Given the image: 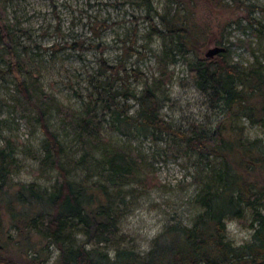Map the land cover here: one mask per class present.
Returning <instances> with one entry per match:
<instances>
[{"label":"trees","instance_id":"trees-1","mask_svg":"<svg viewBox=\"0 0 264 264\" xmlns=\"http://www.w3.org/2000/svg\"><path fill=\"white\" fill-rule=\"evenodd\" d=\"M171 1L175 5L161 13L152 0H138L148 8L149 33L163 40L158 52L148 48L158 73L145 77L140 87L133 82L143 71L138 65H127L133 55L137 60L145 56L134 47L135 35L116 63L99 57L97 72L89 80L92 87L85 95L74 91L82 99L80 108L54 102L39 85L32 88L26 80L17 82L13 106L34 113L32 117L22 113L21 118L29 124L36 121L42 134L34 157L39 163L36 172L46 182L12 179L19 164L16 146L0 123V264H264V65L242 67L225 50L211 58L204 56L209 44L226 49L224 31L241 19L264 44V5L245 0ZM200 5L220 16L197 18ZM152 10L162 28L154 22ZM14 31L0 0V49L4 45L6 49L0 52V79L22 68L21 60L7 57L17 56L5 44ZM177 61L186 65L191 85L205 96L210 109L221 114L213 126L192 121L186 130L162 116L166 85L173 78L170 66ZM29 76L36 77L30 71ZM37 88L40 98L34 94ZM49 103L79 142L73 153L50 127ZM4 106L0 97V122ZM243 119L258 124L262 135L250 139ZM109 131L171 141L194 155L200 186L191 201L200 209L190 224L167 225L148 255L116 246L110 256L98 247L124 238L117 237L123 212L117 205H126V185L135 181L143 189L157 185L155 172L143 166L146 156L129 142L112 141ZM92 173L98 177L90 178ZM242 218L248 220L251 235L236 243L228 237L226 223ZM54 248L57 253L52 255Z\"/></svg>","mask_w":264,"mask_h":264},{"label":"rangeland","instance_id":"rangeland-1","mask_svg":"<svg viewBox=\"0 0 264 264\" xmlns=\"http://www.w3.org/2000/svg\"><path fill=\"white\" fill-rule=\"evenodd\" d=\"M1 2L6 11L7 23L15 30L12 40H7L5 44L12 48L17 56L7 57H10L11 61L19 59L22 62V68L17 73L9 72L4 79H0V97L6 102L1 116L3 121L0 122L2 132L11 136L19 162L17 169L12 173V179L46 182L43 174L36 172L39 163L34 157L42 134L36 127V121L29 124L21 118L22 113L31 117L34 113L28 108L20 112L13 106L18 98L17 82L26 80L32 88L39 85L41 90L52 96L54 102L77 109L80 108L82 99L74 91L85 95L92 87L89 80L97 72L101 55L109 63H116L123 48L135 35L134 47L143 51L145 56L137 60L133 55L127 65H138L143 71L144 75L133 82L140 87L145 77L151 79L152 75L156 76L158 73L155 58L148 48L152 47L153 51L158 52L163 40L162 37L156 34L152 37L149 33L148 21L145 18L148 8L138 0ZM245 2L264 5V0ZM152 3L161 13H164L167 7L175 5L171 0H152ZM196 11L199 19H204L205 16L210 19L220 16L218 11H208L202 5L198 6ZM149 13L154 17V22L162 28L159 16L153 10ZM253 15L260 19L258 12ZM233 17L232 15L231 20ZM104 23L107 27H102ZM215 35L217 36V33ZM224 40L226 56L233 62L245 68L259 62L264 65V44L259 42L245 19L239 20V25L236 22L228 25L224 31ZM4 46L0 49L1 54L6 53ZM211 46L213 44H209L206 49ZM170 68L173 70V78L170 84L166 85L168 98L162 101V116L186 130L192 121L213 126L221 114L210 109L205 96L191 85L186 65L177 61ZM29 71L34 72L35 79H31ZM41 90L37 88L34 91L38 98L41 97ZM130 102L134 103V100ZM53 106L52 103L47 106L50 127L58 133L68 152L73 153L79 142L75 135L73 136L69 123ZM135 106L136 104L130 109L131 112ZM243 121L250 139L262 135L258 124H251L247 119ZM107 135L112 141L119 144L129 142L140 150L146 156L143 166L155 172L157 185L147 189H143L138 181L126 185V205L122 207L123 203L119 202L117 205L123 210L117 237L123 235L124 238L116 244L99 243L98 247L108 250L110 256L114 255L116 246L132 247L140 254L148 255L155 237L167 225L190 224L193 215L200 209L191 201L200 186L196 165L193 163L194 155L182 151L179 144H173L171 141H154L149 137L132 138L117 131H109ZM97 177L93 173L90 174V178ZM132 186H136V189H131ZM140 188L143 190L140 191ZM240 220L231 219L226 223L228 237L236 243L247 240L251 235L248 220ZM77 238L81 239L82 236ZM56 253L57 249L54 248L52 255Z\"/></svg>","mask_w":264,"mask_h":264},{"label":"water","instance_id":"water-1","mask_svg":"<svg viewBox=\"0 0 264 264\" xmlns=\"http://www.w3.org/2000/svg\"><path fill=\"white\" fill-rule=\"evenodd\" d=\"M225 50L224 46H220V45H213L211 47H208L205 51H204V56L205 57H213L214 55L218 54L219 52H222Z\"/></svg>","mask_w":264,"mask_h":264}]
</instances>
